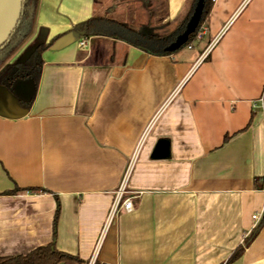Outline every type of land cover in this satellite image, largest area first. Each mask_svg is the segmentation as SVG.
<instances>
[{
	"label": "crops",
	"instance_id": "crops-1",
	"mask_svg": "<svg viewBox=\"0 0 264 264\" xmlns=\"http://www.w3.org/2000/svg\"><path fill=\"white\" fill-rule=\"evenodd\" d=\"M98 1L39 0L26 44L53 42L34 95L0 85V257L51 244L83 264H264V0H213L167 56L82 38L77 24L135 6ZM190 3L157 0L156 16L176 24ZM124 178L132 209L108 222Z\"/></svg>",
	"mask_w": 264,
	"mask_h": 264
},
{
	"label": "trees",
	"instance_id": "trees-1",
	"mask_svg": "<svg viewBox=\"0 0 264 264\" xmlns=\"http://www.w3.org/2000/svg\"><path fill=\"white\" fill-rule=\"evenodd\" d=\"M213 0H204V10L201 22L194 34H192L187 46L194 39L200 26L208 19ZM135 6L128 8L126 12V23L120 22L115 18L116 12L112 7L105 9L103 15H94L92 18L77 24L74 30L82 37L88 38L93 36H106L112 39L123 41L147 54L155 56H167L170 53L164 51L174 38L183 30L196 0H191L190 8L184 17L176 24L173 22L162 23L161 19L156 16L157 0H134ZM39 0H24L22 10L13 32L0 47V85L6 87L14 93L15 84L32 80L35 88L39 80L40 69L42 66L41 53L48 48L53 40L47 44L44 42L43 32L35 37L31 44L11 63L10 60L17 55L20 49L28 42L34 29L35 17ZM97 5L100 2L94 0ZM159 16V15H158ZM34 48V53L30 58L22 62V57L26 51ZM18 97V96H17ZM227 137L224 138V141ZM259 183V184H258ZM256 188H264L262 178L255 179ZM19 190L15 188L5 194H15ZM58 208L54 215L53 226L55 227ZM264 219V215H263ZM259 226L251 232L250 236L245 239L244 245L239 246L228 259V263L234 262L240 257L243 249L251 238L258 232ZM0 264H83V262L69 254L57 251L53 245L48 244L38 247L25 255L0 257Z\"/></svg>",
	"mask_w": 264,
	"mask_h": 264
},
{
	"label": "water",
	"instance_id": "water-1",
	"mask_svg": "<svg viewBox=\"0 0 264 264\" xmlns=\"http://www.w3.org/2000/svg\"><path fill=\"white\" fill-rule=\"evenodd\" d=\"M24 0H0V23L6 27L5 36L0 40L1 45L7 40L10 34L13 32L17 25L22 5ZM204 10V0H196L191 15L189 16L183 30L174 38V40L164 48L167 53H174L181 49L189 40L190 36L194 34L201 22L202 14ZM35 49L31 48L25 52L22 57V62L27 61L34 53ZM35 92V85L32 80L26 82H19L14 88V94L16 96L23 95L26 97H32ZM264 101V98H263ZM168 147L164 142H159L153 152L152 157L162 159L167 157Z\"/></svg>",
	"mask_w": 264,
	"mask_h": 264
},
{
	"label": "built area",
	"instance_id": "built-area-1",
	"mask_svg": "<svg viewBox=\"0 0 264 264\" xmlns=\"http://www.w3.org/2000/svg\"><path fill=\"white\" fill-rule=\"evenodd\" d=\"M211 46L212 44L208 45L202 57L209 51ZM125 194H126V178L122 180L118 190L115 193L107 218L108 222L111 220V218L120 208H122L124 211H130L132 209L131 198H124ZM252 219L255 220V222L258 221V217L255 215L252 217Z\"/></svg>",
	"mask_w": 264,
	"mask_h": 264
},
{
	"label": "rangeland",
	"instance_id": "rangeland-1",
	"mask_svg": "<svg viewBox=\"0 0 264 264\" xmlns=\"http://www.w3.org/2000/svg\"><path fill=\"white\" fill-rule=\"evenodd\" d=\"M108 2V1H107ZM105 6H107V4L105 5ZM33 34H32V36L29 38V40L35 35V33H36V31H35V23H34V29H33V32H32ZM32 42V41H31ZM31 42H29L28 44H25L21 49H20V51L18 52V54L17 55H15L11 60H14V59H16L23 51H25L26 50V48L31 44ZM29 48V47H28ZM183 49V48H182ZM184 50V49H183Z\"/></svg>",
	"mask_w": 264,
	"mask_h": 264
},
{
	"label": "flooded vegetation",
	"instance_id": "flooded-vegetation-1",
	"mask_svg": "<svg viewBox=\"0 0 264 264\" xmlns=\"http://www.w3.org/2000/svg\"><path fill=\"white\" fill-rule=\"evenodd\" d=\"M13 60H10V62L9 63H11Z\"/></svg>",
	"mask_w": 264,
	"mask_h": 264
}]
</instances>
